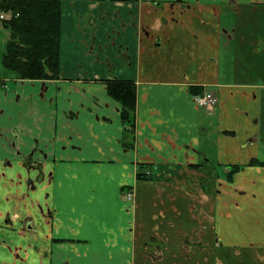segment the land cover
I'll use <instances>...</instances> for the list:
<instances>
[{
  "label": "crops",
  "instance_id": "obj_1",
  "mask_svg": "<svg viewBox=\"0 0 264 264\" xmlns=\"http://www.w3.org/2000/svg\"><path fill=\"white\" fill-rule=\"evenodd\" d=\"M59 56L0 71V260L264 264V0H61Z\"/></svg>",
  "mask_w": 264,
  "mask_h": 264
},
{
  "label": "trees",
  "instance_id": "obj_2",
  "mask_svg": "<svg viewBox=\"0 0 264 264\" xmlns=\"http://www.w3.org/2000/svg\"><path fill=\"white\" fill-rule=\"evenodd\" d=\"M0 12L10 13L3 20L10 31L2 66L20 80L58 79L61 0H0ZM108 94L121 103L122 121L132 119L136 102L135 86L130 81L106 80ZM197 87H189L196 93ZM131 127V125H130ZM141 173H136L140 180Z\"/></svg>",
  "mask_w": 264,
  "mask_h": 264
},
{
  "label": "rangeland",
  "instance_id": "obj_3",
  "mask_svg": "<svg viewBox=\"0 0 264 264\" xmlns=\"http://www.w3.org/2000/svg\"><path fill=\"white\" fill-rule=\"evenodd\" d=\"M3 15H4L3 17L5 19H9V17H10V13H5V14L3 13ZM9 38H10L9 37V31H7L4 27H2L0 25V54H1L0 55V60H2V58H3L4 54H5L6 42L9 40ZM60 56H61V60H62V63H63V62L66 61L67 58L70 59V51H68L66 49H63L62 50V55H60ZM3 68L4 67L0 63V71H4V72L8 71V70L5 71L4 70L5 68L4 69ZM35 168H36V166L35 165H32V169H33L32 172L35 170ZM41 179H42V177H41ZM128 193H129V191L124 188L123 189V192H122V196H123V198L126 201H128L126 199V196H127ZM33 250L34 251H38L37 248H36V250L35 249H33ZM41 251H42V247H41ZM19 259H21V257ZM44 262L45 261L44 260L42 261V257H41V258L37 259V263L36 264H45ZM0 264H26V263H21V262L19 263V262H16V261H14L12 259V260H6V261H1L0 260ZM121 264H123V263H121Z\"/></svg>",
  "mask_w": 264,
  "mask_h": 264
},
{
  "label": "built area",
  "instance_id": "obj_4",
  "mask_svg": "<svg viewBox=\"0 0 264 264\" xmlns=\"http://www.w3.org/2000/svg\"><path fill=\"white\" fill-rule=\"evenodd\" d=\"M0 18H3V15H0ZM192 101L199 107L210 110L213 108L216 98L214 95L209 92L208 90H200L192 95ZM143 176L147 178V176L150 174L149 170L143 171ZM126 199L132 200L133 194L129 192L126 196Z\"/></svg>",
  "mask_w": 264,
  "mask_h": 264
},
{
  "label": "flooded vegetation",
  "instance_id": "obj_5",
  "mask_svg": "<svg viewBox=\"0 0 264 264\" xmlns=\"http://www.w3.org/2000/svg\"><path fill=\"white\" fill-rule=\"evenodd\" d=\"M106 80H109V79H106ZM106 80H104L103 82H102V84L104 85V87H105V89H106V92H107V88H106ZM194 94V93H193ZM192 94V95H193ZM107 95L113 100V101H115L116 103H118L119 105H120V118H121V120L125 117V116H127V115H123V107H122V105H121V103L120 102H118L117 100H115V99H113L109 94H108V92H107ZM3 166L4 167H9L10 166V163H6V162H4L3 163ZM36 166V168H39L40 167V165H35ZM23 167H24V169H25V172H29L30 170H31V168H32V165H31V163H30V161L29 162H26V163H23ZM149 173H150V171H149ZM27 175H28V173H27ZM26 175V179H27V181H25V185L28 187V185L30 184V186L28 187V188H31L32 187V184L30 183V182H32V180H31V178L29 177V176H27ZM142 175V174H141ZM16 176H18V173L16 174ZM141 178H144L143 176H141ZM150 178V174L147 176V178L146 179H149ZM145 179V178H144ZM19 182H20V180H19ZM4 223H6L7 225H9L11 222H10V218H9V216H6L5 218H4ZM22 225H23V229H26V228H28L29 227V223H28V221H22ZM2 244H4V243H2ZM16 257H18L17 255H15Z\"/></svg>",
  "mask_w": 264,
  "mask_h": 264
}]
</instances>
